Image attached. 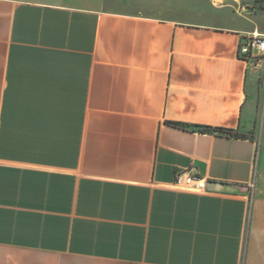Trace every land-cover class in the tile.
Returning a JSON list of instances; mask_svg holds the SVG:
<instances>
[{
	"label": "crops",
	"instance_id": "0c3cea01",
	"mask_svg": "<svg viewBox=\"0 0 264 264\" xmlns=\"http://www.w3.org/2000/svg\"><path fill=\"white\" fill-rule=\"evenodd\" d=\"M73 1L0 0V264H264L261 0Z\"/></svg>",
	"mask_w": 264,
	"mask_h": 264
},
{
	"label": "rangeland",
	"instance_id": "374dc122",
	"mask_svg": "<svg viewBox=\"0 0 264 264\" xmlns=\"http://www.w3.org/2000/svg\"><path fill=\"white\" fill-rule=\"evenodd\" d=\"M177 3H180V8L184 11L181 15V18H186L187 15H185V12L187 10L188 4H194L196 7H203L207 4L209 0H174ZM73 2L77 3L80 6L84 7H98V8H109V5H112V3H139L140 0H74ZM260 9H264V1L261 0L260 3ZM141 13H146V10L140 9ZM255 65H262L260 67V78L258 80L259 83V120L254 125V129L250 131V133L246 136L252 139L258 140L259 147H262V128L264 126V57L260 56L257 59L250 60ZM260 151V148H259Z\"/></svg>",
	"mask_w": 264,
	"mask_h": 264
},
{
	"label": "built area",
	"instance_id": "2783aa9c",
	"mask_svg": "<svg viewBox=\"0 0 264 264\" xmlns=\"http://www.w3.org/2000/svg\"><path fill=\"white\" fill-rule=\"evenodd\" d=\"M240 56L245 61L264 56V35L253 33L240 47ZM171 187L178 191L196 194H204L209 191L208 181L195 175L190 170L178 173ZM250 187L253 189L254 183H252Z\"/></svg>",
	"mask_w": 264,
	"mask_h": 264
},
{
	"label": "water",
	"instance_id": "95a60500",
	"mask_svg": "<svg viewBox=\"0 0 264 264\" xmlns=\"http://www.w3.org/2000/svg\"><path fill=\"white\" fill-rule=\"evenodd\" d=\"M224 185L222 184H218V183H214V182H210L208 183V189L209 190H221L224 189Z\"/></svg>",
	"mask_w": 264,
	"mask_h": 264
},
{
	"label": "trees",
	"instance_id": "16d2710c",
	"mask_svg": "<svg viewBox=\"0 0 264 264\" xmlns=\"http://www.w3.org/2000/svg\"><path fill=\"white\" fill-rule=\"evenodd\" d=\"M201 132H211L213 131L211 128H208V127H204V128H201L200 129ZM221 134H227L226 132L224 131H219Z\"/></svg>",
	"mask_w": 264,
	"mask_h": 264
}]
</instances>
